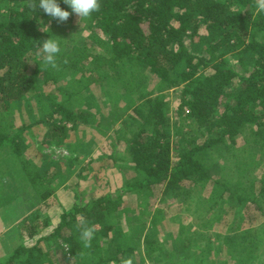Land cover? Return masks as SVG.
I'll return each mask as SVG.
<instances>
[{
  "label": "trees",
  "instance_id": "1",
  "mask_svg": "<svg viewBox=\"0 0 264 264\" xmlns=\"http://www.w3.org/2000/svg\"><path fill=\"white\" fill-rule=\"evenodd\" d=\"M29 2L0 0V112L9 116L27 109L29 97L39 94L42 84L54 85L63 78H70L69 85L77 92L61 91L62 101L51 91L41 93L45 103L40 104L49 110L31 116L27 124L0 120V152L7 150L20 158L26 145L24 132L34 124L46 125L42 141L47 146L68 149L69 132L85 129L96 115V127L110 131L117 122L114 135L126 133L124 174L130 171L138 178L129 183L114 154L107 157L109 166L97 172L78 171L71 187L74 202L68 206L57 202L60 212L53 222L50 218L40 222L37 214L33 221L25 219L12 226L15 231H31L27 240L10 242L15 245H9L0 264H122L128 258L132 264H166L176 259L186 264L195 256L189 241L193 238L184 228L179 225L175 233L160 237L164 232L160 209L169 202L192 207L207 230L213 229L214 220L229 216L227 222L235 225L238 235H222L227 245L240 239L237 245L244 250L258 249L256 232L264 224V12L257 10L255 0H99L100 10L86 20L87 26L79 27L80 32L72 26L74 15L59 21L39 7L32 10ZM32 2L39 4V0ZM58 3L73 12L64 0ZM64 25L73 29L65 34ZM45 27L50 37L60 38L55 69L37 59L44 37L40 29ZM187 40L193 41L196 52ZM236 50L239 70L223 58ZM30 53L34 54L31 64L26 58ZM153 81L166 89H180V111L186 109L184 118L194 125L181 139L171 140L166 93H145ZM229 86L234 90L228 91ZM96 92L101 98L97 101ZM75 94L84 103L88 99L85 108L72 103ZM103 107L113 113V119L98 115ZM92 140H86L79 153H91L96 148ZM102 155L99 152L91 162H98ZM236 161L249 167L245 177L252 190L245 198L238 191L244 186ZM35 163L36 171L21 168V172L29 182L38 179L46 185L33 196L37 205L46 207L50 197L58 199L53 190L60 183V165L46 155ZM114 172L121 177H113ZM89 178L95 179L94 188L82 186L81 180ZM202 181L207 188L204 193L197 188ZM139 189H145L150 200L158 199L159 208L152 216L147 213L150 220L153 217L151 224L141 217L125 226L124 197ZM8 200L0 193L5 225L14 216L6 208ZM84 220L95 226L87 248L77 228ZM35 226L41 230L32 231ZM154 256L158 260L152 262ZM209 258L207 250H202L195 264H212Z\"/></svg>",
  "mask_w": 264,
  "mask_h": 264
},
{
  "label": "rangeland",
  "instance_id": "2",
  "mask_svg": "<svg viewBox=\"0 0 264 264\" xmlns=\"http://www.w3.org/2000/svg\"><path fill=\"white\" fill-rule=\"evenodd\" d=\"M70 15H74L72 26L74 29H77L78 32H80L79 27H82L81 25L87 26L86 20L83 18H79L74 12H71ZM47 27L40 29V31L43 33V42L50 38V36L47 34L49 33V30H46ZM73 28H65V25L63 26L62 30L66 34L68 31L72 30ZM72 34H68L67 36H71ZM73 35H78L76 32L73 33ZM187 44L190 46V48L196 52V48L194 46L193 41L187 40ZM242 46V45H241ZM239 47V49L241 48ZM40 51V49H39ZM238 50L234 52L227 53L223 56L229 63L233 65V67L236 70H239V65L237 63V57H238ZM36 56V54H35ZM26 58L28 62L31 64L34 58V54L30 53L26 55ZM37 59H42L41 55H37ZM70 78H63L58 80L54 85L52 83H44L41 85L40 92L36 96L29 97L28 102V108L22 109L20 111H13L11 115H5L4 113L0 112V120L5 121L6 119L10 118L12 120V123L15 126H21L24 123H29L30 117L35 116L37 114L40 115L42 111L47 110L45 104H40V102L45 103V101L41 98L44 96H41L42 94H48V92H53L54 95H56V100L62 101L64 98L63 90L69 89L76 93L77 89L74 88L72 85H69ZM241 82L238 80H235V85L241 86ZM228 91H233L234 87L229 86L226 88ZM133 92V89L130 90V93ZM146 94H150L151 96H155L161 93H166L165 103L167 105L168 109V115L167 118L169 119V129L171 130V140L175 141L177 138H182V135L186 134L188 131H190L194 125L188 120L184 118L186 115L187 110L185 109L183 112L180 111L179 107V97H180V89H166L162 87V85L156 84L155 81L152 83H148L146 85ZM95 100L101 99L99 96V92L95 93ZM43 100V101H41ZM87 100H84L81 97L80 94H75V97L72 99V103L80 108H85L87 104ZM94 101V100H93ZM101 102V101H99ZM47 104V103H46ZM85 104V105H84ZM35 105V106H33ZM49 110V109H48ZM47 110V111H48ZM102 113L98 112V115L106 118L113 119V113L109 112L107 108H101ZM96 114V113H94ZM97 123V117L96 115H93L90 119V122L84 127L85 129H76L74 131H70V138L68 143H70V148L66 149L65 147L61 148H55L54 146H47L43 141L42 137L44 134V131L46 129V125L44 124H34L33 127L30 130H26L24 132L25 140L24 143L26 144L22 148V155L20 158H16L10 153H8L7 150H1L0 152V193L4 197H8V203H7V210H9L8 213L13 212L14 216L9 218L8 225H5V222L1 219L0 215V257L6 253V250L8 249L9 245L12 246L13 242L10 244L11 241H17L28 239L26 234L30 232L31 230L27 229L25 231H15L12 228V226L15 227V225L19 226L21 221L32 220L37 216L38 214V220L40 222H43L45 219L50 218V222H53L60 212V204H57V202L64 203L66 206H68V203H72L75 200V192H73L74 189H71V187L74 185L75 180H78L77 178V172L86 169L85 171H89L88 175L91 173L92 170H96L97 172L101 166H109L110 159L107 158L108 156H113V154L116 156V158L120 161V164H117V166H122L123 175L127 179L129 183H132L137 180L136 174L125 171L126 166L128 165L126 160L128 159V154L126 151L125 146V137L127 136L125 134H119V136L114 135V131L117 127V122L115 125H113L112 129L110 131L103 130L102 128L96 127ZM88 139H94L92 140L93 143H95V149L92 150L91 153L82 152L79 153L80 149H83L84 143ZM99 152H101L102 155L101 158H99L98 162L93 159L91 162V158L95 157ZM176 153L175 151H172V154ZM44 155L49 157L50 162L57 163L60 166V172L57 174V179L60 183H55L54 186V193L56 194V190L61 189L60 192H58L57 196L58 199H54V197H50L46 202L45 205L42 203V205H37L36 201L33 199V196L35 194H38L39 192H42L46 189V185H44L43 182L40 180H34L32 182H29L26 176L21 172V168H23L27 173H31L37 170V164L35 161L39 162ZM130 155V154H129ZM35 160V161H34ZM98 165H100L98 167ZM235 170L237 171L238 175L240 176L241 180L243 181V188L238 189L240 191L238 194L242 197H246V194L249 192V190H252L250 181L248 178L245 177L247 169L249 168L245 162L242 161H236L235 164ZM114 170V169H113ZM85 174L87 172H84ZM113 177H121L119 176L118 172L112 173ZM111 176H108L109 180L113 183H120L118 179H114ZM95 179H83L81 180L82 186H92L94 188ZM102 183V184H101ZM104 183L100 181L98 185L102 186ZM65 185V186H64ZM113 185V184H112ZM208 187V186H207ZM197 188L201 193H204V191L207 189H204V182H200L197 185ZM158 189L155 188V192L157 193ZM249 194V193H248ZM248 196V195H247ZM62 202H61V201ZM158 199H152L148 197V192L145 189H139L138 191L134 193L127 194L124 197V205L128 206V209H124V224L127 225L131 222H136L141 217H146L147 213L152 216L156 209L159 208V203L157 202ZM150 204H147L149 203ZM27 205H30V209H26ZM244 203L242 202L239 205V208L241 209L243 207ZM39 206V207H38ZM38 207V209H36ZM36 209V210H35ZM239 209V210H240ZM160 214L162 220L161 222V229H164V232L161 231L162 234L161 240H163V237L167 234H171V232L175 233V231L178 229V226L181 225L184 228V231L188 233L189 237H192L193 239H189V241L192 244L191 249H193L192 256H195V258H191L190 261H188L186 264H195L196 257L201 254L202 250H207V256L209 258V262H212V264H242L245 260H247L248 264H260L259 257L257 256V250L259 249H252L251 247L244 250L241 246H238L237 244L240 243V239L236 240L235 244H230V246L227 245V243L224 241L222 235L228 234V235H238L237 232H234V224H230L227 221L229 220V216L225 217L223 220H214L212 222L213 229L207 230L203 227V221H201L195 214H193L192 207H189L186 204H176L173 205L172 202H169L167 206H164L160 209ZM7 212V211H6ZM164 214V215H163ZM232 217V216H231ZM52 218V220H51ZM153 217L151 218V220ZM151 220L148 218L147 224H151ZM181 221V224L178 223V221ZM25 221V222H26ZM261 222V221H260ZM231 226L232 229H230L228 226ZM146 227H149L146 225ZM45 228V227H43ZM42 228V229H43ZM19 229V227H18ZM32 229V228H31ZM40 228L32 229V231H40ZM15 233H14V232ZM245 231V230H244ZM252 231V229H249L247 232H244V234H247L248 232ZM229 232V233H227ZM12 233V234H11ZM241 233V232H240ZM243 234V233H242ZM243 234V235H244ZM36 235V234H33ZM145 235L147 236V232H145ZM23 237V238H22ZM33 238V237H32ZM195 241V244H194ZM15 245V243H14ZM13 245V246H14ZM64 247V246H63ZM58 259L60 258V251L58 250L55 255ZM250 257V261L249 258ZM258 258V259H257ZM139 259V256L136 257V261ZM158 258L156 256L152 257V262L157 261ZM162 261V260H161ZM65 264V263H64ZM66 264H73V263H66ZM143 264H152L151 261H144ZM166 264H184V262L181 261V259H176L174 262H168ZM264 264V263H262Z\"/></svg>",
  "mask_w": 264,
  "mask_h": 264
},
{
  "label": "clouds",
  "instance_id": "3",
  "mask_svg": "<svg viewBox=\"0 0 264 264\" xmlns=\"http://www.w3.org/2000/svg\"><path fill=\"white\" fill-rule=\"evenodd\" d=\"M64 3L69 5L72 11L81 19H87L93 12L100 10L99 0H64ZM256 8L259 12H264V0H255ZM29 8L35 11L37 7L43 9V11L52 17L58 18L59 21H67L70 16V12L62 9L59 6L58 0H39V4L30 0L28 4ZM56 37V36H55ZM61 52L60 38L50 37L46 39L38 55H41L45 67L57 68V57ZM81 225H86L81 227ZM77 228L80 230V239L83 242L85 248L90 247L93 234L95 232V226L89 225L86 220L81 221ZM122 264H132V259L128 258L122 261Z\"/></svg>",
  "mask_w": 264,
  "mask_h": 264
},
{
  "label": "crops",
  "instance_id": "4",
  "mask_svg": "<svg viewBox=\"0 0 264 264\" xmlns=\"http://www.w3.org/2000/svg\"><path fill=\"white\" fill-rule=\"evenodd\" d=\"M61 189H63V188H60L59 190L57 189L55 191L56 194H58V192H60ZM256 233H257V239H258V243H259V249L257 250V256L259 257L260 264H262V263H264V224H262L261 226H259L257 228Z\"/></svg>",
  "mask_w": 264,
  "mask_h": 264
}]
</instances>
